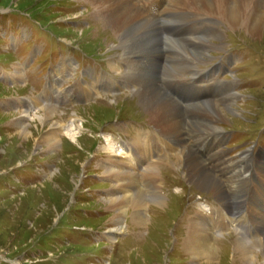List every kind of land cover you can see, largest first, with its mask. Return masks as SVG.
<instances>
[{
  "label": "rangeland",
  "instance_id": "1",
  "mask_svg": "<svg viewBox=\"0 0 264 264\" xmlns=\"http://www.w3.org/2000/svg\"><path fill=\"white\" fill-rule=\"evenodd\" d=\"M85 2L0 0V264H245V257L236 251V245L240 236L251 242L253 231L257 232L252 210L247 212L250 217L246 215V209L252 205L243 204L255 191L262 193L256 204L264 216V32L253 36L242 29L220 28L223 42L211 39L218 49L221 44L220 51H210L194 66L205 71L224 63L226 72L220 75L223 84L218 95L207 97L205 94L206 98L201 101L180 100L168 87L178 76L176 72L181 71L182 63L187 66L189 58L163 63L160 68L155 61L145 60L143 71L135 72L144 78L143 83H147L149 76L153 79L157 76L155 86L163 93L148 92L147 97L154 103L164 102L167 97L181 103L178 113L190 136L198 135L202 139L195 143L197 147L204 146L205 139L210 145L214 143V147L201 149L207 150L205 153L196 152L199 156L205 154V158H211L214 152L208 154V151L220 150L225 163L220 167L222 171L214 172L223 192L218 198L216 192L189 180L191 164L189 156H183L188 150L177 156L163 152L166 155L155 167L158 176L153 179L144 177L145 165L134 164L142 177L139 182L158 179V183L140 187L147 195L141 207L146 224L135 225L133 208L127 206L128 213L122 219L127 226L126 233L118 234L113 243L106 236V230L114 212L107 210L105 202L123 190L120 191L114 179L103 176L102 162L112 153L117 156L111 158L114 169L121 167L117 163L125 161L127 155L122 154L123 144L134 147L136 138L155 137L159 121L150 117L148 106L135 90L117 92L114 86L96 88L99 95L88 99L83 97V91L77 92V98L72 92L78 82L94 88L99 84L95 80L98 76L103 77V83L109 82L107 78L126 79L125 69L120 73L111 69L112 59H123L137 48L140 55L148 57L161 44L164 53L166 45L170 48L176 42L184 43L190 28L182 20V14L170 15L166 22L158 19L162 38L158 47L153 37H143L129 44L130 49L123 45L115 30L93 14L94 6ZM193 22L189 23L193 25ZM167 23L175 25L163 34L162 27H168ZM142 40L145 44H141ZM66 61L73 63L74 69H67L57 79L58 102H52V98L44 101L46 105H55V116L48 124L62 125V133L57 135L61 143L50 150L38 146L40 137L49 129L38 132L31 127L34 137L25 140L18 136L20 130L11 123L21 117L26 102L41 98L50 85L53 68ZM16 67H21L24 74L14 81ZM8 73H12L11 77ZM186 76L191 78L192 74L189 72ZM233 91L239 96L235 102L225 105L231 104L236 115L224 113L222 121H213L206 104H223L221 101L230 98ZM33 113L44 115L39 109ZM30 120L26 122L33 123ZM191 121L200 125L189 127L194 131L188 128ZM175 124L178 126L179 121ZM204 125L218 127L222 132H199L207 128ZM73 130L78 144L67 136V131ZM146 161L143 159L142 163ZM243 175L248 179L246 185L253 180L257 188L230 185L232 182L236 185V180ZM152 190L160 191L166 206L153 203L149 195ZM211 211L214 215L208 216ZM197 213L208 221L216 251L211 263L184 245L188 223ZM260 236L264 237V230ZM254 253L258 262L252 264L264 263V244L256 246Z\"/></svg>",
  "mask_w": 264,
  "mask_h": 264
},
{
  "label": "bare ground",
  "instance_id": "2",
  "mask_svg": "<svg viewBox=\"0 0 264 264\" xmlns=\"http://www.w3.org/2000/svg\"><path fill=\"white\" fill-rule=\"evenodd\" d=\"M85 1L90 6L92 5L94 6L93 14L96 17L104 21V23L107 26L115 30L116 36L119 35L123 45H126V48L131 49L132 47L128 45L131 43L135 44L136 41L138 40L140 41L141 38L143 37H150V38L153 37L154 43L156 44L155 47L157 48L158 43H161V39H162L161 33L159 31L161 24L159 23L158 19H160V21L166 22L167 18L168 19L171 18L168 17L170 15L174 16L177 14H182L181 16L182 20L187 21L190 28L189 35L183 40L184 43L182 41L176 43L173 42L175 45H170V48H168L166 45L165 47L167 50H165L164 53L162 51V44H161V46L158 48V51L150 52L148 57H144L140 55L142 53L138 52V48H137L133 50L134 53L128 52V54H126L123 59L121 58H119L120 60L112 59L110 62L111 69L114 72L120 73V71H123V69H125L128 72L127 78L124 80L119 81V80H114L113 78L110 79L107 78L106 80L110 81V85L111 86L114 85L115 89L116 90L118 89L117 92L123 90L125 91L128 89L135 90L136 92H138L142 100L149 108L150 117L155 118L157 121H159L156 122L157 129L159 130L158 133H156L155 135L156 139L151 138V136L149 135H146L143 139L136 138L134 142V147L130 145L131 152L129 151L127 153L126 150L124 149L125 152L122 154H127L125 157L126 160L117 163L121 167L117 168L116 170L114 169L111 158H113V156L115 157L117 156L112 155V153L110 154L108 153L106 158L108 160L102 162L103 164L108 163L109 165L106 166L102 164V168L105 171L103 176L105 178L114 179V181L117 182L116 186L120 187V191L123 190L121 191L120 195L114 194L115 195L114 198L105 202L108 208L106 209L112 210L114 212V216L110 219L111 220L110 227H108L106 230V236L110 241L114 243L116 241V236L118 234L126 233L127 226L124 225L122 219L128 213L127 206H132L133 208L132 222L135 225L144 226V224H146L145 223L146 216L144 217L143 214L144 211L143 209H141V207L143 205L144 198L147 195L140 187L154 186V185L157 186L158 183V179H156L155 181L152 180L153 182H148L147 180H143L142 182H139L140 173L136 171L134 164L137 165L138 167H140V165H145L143 169V171L144 170L146 171L144 177L153 179L158 176L155 171L156 170L155 167L162 162L163 160L162 156L166 155L167 153L174 154V156H177L181 154L182 151L188 150L183 154V156L185 155L189 156L188 159L190 160V164L192 167V168L188 167V172L190 177L189 180L195 182L199 187H202L205 190L216 192L218 198H221V194H222L221 192H223V190L221 189L222 183L216 178L214 172V170L216 171L221 170L220 167L225 163V159L220 155L219 152L220 150L208 151V154L209 152L211 153L214 152L213 153L214 158L213 157L205 158V154L199 156L198 154H202V152L205 153V151H207L201 149H204L210 144L205 142L204 146L197 147L195 145L196 142L201 141L202 139L198 135L190 136L183 122L184 119H182L180 114L178 113V111L181 110L180 107L181 103L178 104L176 98L174 97H170V98L167 97V99L164 102L154 103L152 99H149L147 97V95L149 91H152L154 93L156 92L160 93L163 91L158 85L155 86V84L157 83L156 80L157 76L154 79L149 76L150 79L148 78L149 80L147 81V83L144 82L145 83L144 84L143 83L144 78H141L139 74L135 75V72L143 71L142 63L145 60H147V63H149L150 61H155L160 68L161 66H163V63L172 64L179 62V60L183 58H189L187 66L183 62L180 68L181 71L176 72L178 73V76L172 82V85L175 84L176 86V83H180L184 81L185 78L188 79L189 77L187 78L186 74H189V72L190 74H192V77L189 79H192L193 77H197L204 71L198 69L197 66H194L195 63H201L200 61H203L204 60L203 57L207 55L210 51H220L219 49L221 47V44L218 49L217 44L213 43L212 40L222 41V37L224 34H222L221 30L223 28H226L228 30H237V29L246 30L247 32H249L248 33L249 35L251 34L253 36L261 35L264 32V0H85ZM163 4H165V7H162ZM146 13L148 16L146 15ZM189 22H193L194 24L191 25ZM167 24L168 26H172V27H174L175 25L172 23H167ZM176 26L182 29L180 25H176ZM184 33H185V29H184ZM200 35H203L201 39L199 38ZM141 44H145L143 43V40ZM191 49H195L197 52H192ZM67 69L69 71L73 70L74 69L73 63L66 61L65 64L64 62H61L59 66L53 68L51 72V76L49 77L50 85L48 84L49 87L47 89V96L50 95L52 98H56V100L59 99L60 96L56 89V86L58 84L57 79L60 78L59 76L63 75L67 71ZM13 73L14 76L12 77V79H14V81L16 79L20 80L21 78H23L24 73L21 67H16ZM147 73L149 75V72ZM11 75L12 73H8L7 76L11 77ZM102 78L103 77L101 76L95 78L96 83H102V81H104L102 80ZM88 85L84 84V86H82V83L78 82V85H76L77 86L76 89L74 90V92H72L74 93V97L77 98V96L79 95L77 92L80 91H83L82 95L84 98L86 97L85 99H88L90 96L92 97L94 94L95 96H98L99 91L98 92L95 91L96 87L94 86V88H91ZM108 87H109L108 84L102 86V88L105 89H107ZM138 87H140L141 89L140 88L137 89ZM230 87H232V85ZM230 95H231L230 98L220 101L223 102V104L225 105L230 102H235L236 98L239 96L238 94H235L234 91ZM20 103H22V101ZM22 104L24 105L25 103L23 102ZM223 104L220 102L217 103L213 102V104L212 103L206 104L208 106L207 111L211 113L210 115H212L213 121L214 120L222 121L224 117V113L226 114L228 113L229 116L236 115L235 111L231 109V104L230 106L225 105L226 107L223 106ZM202 106H204V104H202ZM24 107L26 108V110L23 112L21 117L18 116L11 123L13 127L20 130L18 136L21 139L30 140L31 138L34 137V132L31 131L32 130L31 127H33V130L38 132L39 131L43 132L44 130L49 129V132L47 131V133L44 136L40 137V142L38 143V146L41 147L43 146L46 149H50V150L57 147L61 143L58 141L57 135L62 133V125L61 123L58 122H56L55 125L48 124V122L51 119L53 120L55 116L56 113L55 105L49 103H47L46 105V103H44L42 98L39 99L33 98L30 99L29 102H26V105ZM36 109H39V111L44 112V115L39 116L36 115V113H33V111ZM30 119H33L32 121L33 123L34 122L35 123L28 124L26 121ZM176 120L179 121L178 126H176L175 124ZM192 121L189 124L190 126L188 125V128L189 127L198 128V126H200L196 122H192ZM160 122H163V124L161 125ZM204 126H207V128H201L199 129L200 131L199 130L198 131L201 132L202 130H205L204 132L211 134L212 133L214 134L215 132H222V130L218 127H213L210 125H204ZM190 130L194 131L193 129ZM67 132H69V134L67 135L69 139H71L73 142L76 141V144H78L79 141L76 139L77 133L74 130L71 131L72 133L70 131ZM162 140H165V142H163ZM194 147L197 148V150L196 149L194 150ZM163 152H165L166 154L165 153L163 154ZM132 156L133 159L131 160L130 158ZM216 156H218L219 158ZM143 159L147 160L144 164L142 163ZM243 159L245 158H242L241 160ZM239 162L240 160L237 163ZM247 180L248 179L246 176L243 175L242 178L239 176V179L236 180V185L235 182H232L230 185L238 186V184H241V186H253L254 188H257V185L254 183L253 180H250V182H248V184L246 185ZM237 181L239 183H237ZM127 188H129V190ZM260 190H263V187L262 188L260 187ZM159 192L157 190H152L151 194L149 193L148 194L150 195L151 199L154 201L153 203H155V205H160V206L165 205L163 200L164 198L160 195ZM261 194L262 193L255 191L253 197L247 203H245L246 201H244L243 203L246 204L247 206L249 204L252 205L250 209H246V215L247 217H250L247 212L249 210H252V214L255 215L254 218L258 224L257 232L255 233V231H253V234L251 236L253 237L251 242L245 240L244 236L242 237L240 236L236 245V251L237 252L239 251V253H241V255L245 257V261L247 264L258 262L257 256L253 255L255 254L254 253L255 247L256 246L260 247L264 244V240H263L264 237L260 236V232L264 230V216L263 214L260 213L262 210H260V208L256 204V201H258L257 198ZM255 197L256 200L254 199ZM207 226L209 225L206 218L203 217L202 214L197 213V215H195V217L192 220H190L188 223L187 226L188 232L184 245L188 249L193 248L195 252L199 253L203 258L208 259V262L211 263L214 255H216V251L214 250L215 246L212 243L211 234L209 233L210 229ZM253 229L255 230L256 228L253 227ZM260 240L261 242H259ZM259 264H264V263L262 262Z\"/></svg>",
  "mask_w": 264,
  "mask_h": 264
}]
</instances>
